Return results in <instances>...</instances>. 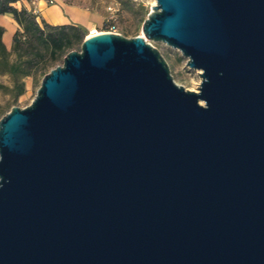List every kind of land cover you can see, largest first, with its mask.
<instances>
[{"label":"water","instance_id":"1","mask_svg":"<svg viewBox=\"0 0 264 264\" xmlns=\"http://www.w3.org/2000/svg\"><path fill=\"white\" fill-rule=\"evenodd\" d=\"M142 33L0 119V264H264V0H154Z\"/></svg>","mask_w":264,"mask_h":264},{"label":"rangeland","instance_id":"2","mask_svg":"<svg viewBox=\"0 0 264 264\" xmlns=\"http://www.w3.org/2000/svg\"><path fill=\"white\" fill-rule=\"evenodd\" d=\"M21 2V0H20ZM20 2L14 6L20 8ZM63 3L72 5L76 9L88 12L89 19L82 21L80 27L85 31L83 39L89 35L107 32V26H114V34H119L131 39L143 36L142 26L150 12L154 0H49L50 5ZM48 18V17H47ZM40 23V20H39ZM42 27V24H40ZM0 27L3 29L2 41L8 51H11L13 33L19 28L10 15H0ZM144 37V36H143ZM145 39V38H144ZM165 59L174 82L189 91H198L200 84L199 71L186 67V59L180 53L164 43H152ZM81 44H77L73 50H80ZM14 60V55L9 57ZM62 60L49 65L42 72H38L24 79L25 91L14 98L12 92V79L6 74H0V119L6 115L12 107H27L36 95L41 80L45 74L56 66H60ZM203 104V102H201Z\"/></svg>","mask_w":264,"mask_h":264},{"label":"trees","instance_id":"3","mask_svg":"<svg viewBox=\"0 0 264 264\" xmlns=\"http://www.w3.org/2000/svg\"><path fill=\"white\" fill-rule=\"evenodd\" d=\"M18 2L20 0H0V15H10L19 27L13 33L11 51L2 41L0 27V74L12 79L14 98L24 93L25 78L44 72L49 65L62 60L67 52L82 43L86 34L80 26H52L42 20L39 23L32 11L24 6L16 8L14 5ZM108 31L110 26H107ZM11 55L14 60L10 61Z\"/></svg>","mask_w":264,"mask_h":264},{"label":"crops","instance_id":"4","mask_svg":"<svg viewBox=\"0 0 264 264\" xmlns=\"http://www.w3.org/2000/svg\"><path fill=\"white\" fill-rule=\"evenodd\" d=\"M49 0H21L20 6L32 11L37 16V21H44L52 26L60 25H82V21L89 19L86 11L76 9L72 5L63 3L48 4ZM48 17V18H47Z\"/></svg>","mask_w":264,"mask_h":264},{"label":"built area","instance_id":"5","mask_svg":"<svg viewBox=\"0 0 264 264\" xmlns=\"http://www.w3.org/2000/svg\"><path fill=\"white\" fill-rule=\"evenodd\" d=\"M114 26L113 25H110V31H108L109 33H114ZM92 35V34H91Z\"/></svg>","mask_w":264,"mask_h":264},{"label":"bare ground","instance_id":"6","mask_svg":"<svg viewBox=\"0 0 264 264\" xmlns=\"http://www.w3.org/2000/svg\"><path fill=\"white\" fill-rule=\"evenodd\" d=\"M98 34V33H97ZM93 35H95V34H93Z\"/></svg>","mask_w":264,"mask_h":264}]
</instances>
